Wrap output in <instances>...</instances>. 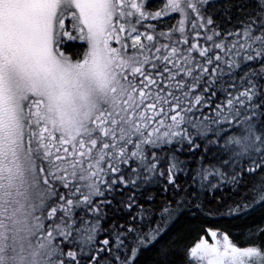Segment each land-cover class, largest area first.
I'll use <instances>...</instances> for the list:
<instances>
[{
	"label": "snow or ice",
	"instance_id": "snow-or-ice-1",
	"mask_svg": "<svg viewBox=\"0 0 264 264\" xmlns=\"http://www.w3.org/2000/svg\"><path fill=\"white\" fill-rule=\"evenodd\" d=\"M181 3L167 0V7L184 13ZM186 6L199 14L190 0ZM146 9L147 0H0V264H99L110 244L96 242L102 206L112 203L107 195L155 175L174 184L183 163L176 153L199 151L197 140L209 132L216 139L207 145L217 144L227 135L224 125L243 127L241 136L225 141L237 148L223 163L248 160L247 172L264 173V120L254 122L261 107L254 99L264 88V15L235 32L213 29L209 46L182 38L157 47L144 42L154 35L137 26L162 13ZM60 37L87 42L84 58L64 56L56 46ZM241 59L256 61L261 71L240 77L242 91L229 84L234 91L225 89L217 103L224 66L231 74ZM165 146L167 173L153 151ZM128 199L131 209L134 197ZM162 230L157 225L139 243L153 242ZM122 235L113 232L117 248ZM191 255L208 264H246L245 258L264 260V247L240 249L225 235L222 245L202 241Z\"/></svg>",
	"mask_w": 264,
	"mask_h": 264
},
{
	"label": "trees",
	"instance_id": "trees-1",
	"mask_svg": "<svg viewBox=\"0 0 264 264\" xmlns=\"http://www.w3.org/2000/svg\"><path fill=\"white\" fill-rule=\"evenodd\" d=\"M203 16L213 20L212 31L215 29L224 35L239 30L243 23L260 14L253 0H214L204 7ZM165 26L158 25L157 30L161 32ZM64 51L71 55V59L79 60L83 45L75 41L66 45ZM240 64L231 74L224 66L225 75L216 84V101L224 96L225 89L234 91L228 89L229 84L240 87V77L250 71L259 73L261 67L256 61L241 59ZM259 83L264 84V78L259 79ZM260 91L262 94L254 99V103L261 104L255 109L257 126L264 120V88ZM221 136L219 144L227 135L222 132ZM220 146L210 145V150L205 151L204 144H201L195 153L177 152L183 163L174 184H168L167 175H155L148 182L140 181L135 188L129 186L106 194L112 203L102 206L96 242L98 247H103L99 242L108 238L110 244L99 254V264H196L190 251L211 230L224 233L240 249L264 247V201L260 199L264 189L261 175L264 173L260 170L249 173L247 168H240L236 181L231 179L223 184L206 178L204 169L222 162L224 153ZM154 151L159 155L164 152L158 168L167 173L168 146ZM129 196L134 197L131 209L126 206ZM86 219L94 223L96 217L89 215ZM157 225H163L157 238L141 245L139 237H146ZM129 228L133 231H128ZM114 231L123 233V244L119 248L115 247ZM134 249L137 251L133 258Z\"/></svg>",
	"mask_w": 264,
	"mask_h": 264
},
{
	"label": "rangeland",
	"instance_id": "rangeland-1",
	"mask_svg": "<svg viewBox=\"0 0 264 264\" xmlns=\"http://www.w3.org/2000/svg\"><path fill=\"white\" fill-rule=\"evenodd\" d=\"M214 0H207L206 3L201 2V0H190L191 3L195 4L196 8L199 10V14L196 11H193L191 8H188L186 6L188 0H182L181 6L184 8V13H186V15L182 12L179 11H172L170 8L167 7V0H147V11L151 12V13H155V12H161L162 14L159 17H156L155 19H144L142 20V25L143 26H137L139 28V30L141 32H147L149 34L154 35L155 40L153 42H148V41H144L145 43H155V45L157 47H160L163 44H169V45H173L175 44L176 41L181 40L182 38H187L189 41V44L192 43H198L199 45H202V47L204 46H209L211 44V41L206 40V36L211 35L212 34V29L210 27L209 24H207V18H205L203 16V10L204 7L210 3H212ZM256 1V5L258 6L259 9V14L260 15H264V11H262V7H261V2L260 0H253ZM136 3L138 4H143L145 2V0H135ZM127 10L129 11H133L135 12L134 9L129 7L127 8ZM201 17H203V19H201ZM134 19V17L132 18ZM154 21V22H153ZM180 21H184V32L183 34L178 30L180 27ZM66 26H68V21L66 20ZM193 24H196V27H193ZM201 24H204L205 27H200ZM148 25H152V27H148ZM158 25H166L165 27H163L161 30V32H159L157 30ZM154 27V28H153ZM69 30H71L69 28ZM157 30V31H156ZM199 32V37L196 36V33ZM161 33H164L165 35H161ZM75 34V33H74ZM142 39H144L142 37ZM229 39H231V37H229ZM77 41V43H80L83 45V51L80 54L79 57H81L79 60H82L84 58L85 53L88 51V44L85 41H82L80 39H68L67 37H60L57 43V48L59 49L60 52H62L64 54V56L68 57L72 62H76L77 60H73L71 59V55L69 53H67L66 51H64V47L68 44H71L72 42ZM202 41L207 42L206 44H204ZM61 45H63V50H61ZM113 46L117 47L118 45L115 44V42H113ZM182 49H186L189 45L180 43L178 45H176ZM154 51V49H153ZM218 51V50H217ZM164 54V50L162 49L161 51V55ZM197 55V58L202 60V58L198 57V54H194ZM171 67V65H170ZM258 71H261V67L258 68ZM240 90H243V87H240ZM216 99V97L214 98ZM224 99V96L220 98V100L216 101L217 103L220 102L221 100ZM246 114H250L246 113ZM256 117H254V122L257 123ZM213 128H215L216 126L213 125ZM225 129H227V136L226 139H224L223 143L219 144V142L215 145H212L214 147H218L220 146L223 154V157L221 158L222 162L220 165L218 166H214V167H207L204 169V176L206 178H211V179H215V181H217V184H223V183H228L232 178L233 174H238L237 171L240 168H248L249 166V162L248 160H242L239 164H235L233 162L230 161L229 164L225 165L223 163V161L225 159H228L229 155H230V151L231 149L237 148L236 145L233 144H229L225 147V141L228 139V136H241L242 134V127L243 126H228V125H224L223 126ZM161 131H163V129H161ZM215 139L216 137L214 136V134L212 132L208 133V136L204 139V140H197L198 143L204 144V146L208 147L210 145H207V139ZM154 151V149H153ZM163 153H161V155L157 154V156L162 157ZM151 157H149L150 159ZM132 167H136L135 164L132 165ZM222 172L225 174L226 178H222L221 176L217 175V172ZM211 232H215L216 236L213 237L211 236ZM225 236L224 233H221L219 231H207L206 236L204 238H201L197 243H201L202 241H207V243L210 246H214L217 244H221L223 243V237ZM229 240V238H228ZM230 241V240H229ZM35 243V240L33 241ZM230 243L232 245H234L231 241ZM195 245V246H196ZM194 246V247H195ZM235 246V245H234ZM246 249V248H245ZM190 256L192 258V260H194L196 262V264H208V260L207 258H205L204 260H200L198 257H193L191 255V251H190ZM249 259L253 260V264H264V260H259L257 261L256 258H245L246 260V264L247 261Z\"/></svg>",
	"mask_w": 264,
	"mask_h": 264
}]
</instances>
